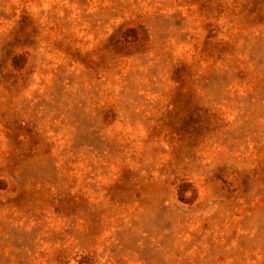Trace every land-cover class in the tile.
Returning a JSON list of instances; mask_svg holds the SVG:
<instances>
[{"label":"rangeland","instance_id":"obj_1","mask_svg":"<svg viewBox=\"0 0 264 264\" xmlns=\"http://www.w3.org/2000/svg\"><path fill=\"white\" fill-rule=\"evenodd\" d=\"M0 264H264V0H0Z\"/></svg>","mask_w":264,"mask_h":264}]
</instances>
